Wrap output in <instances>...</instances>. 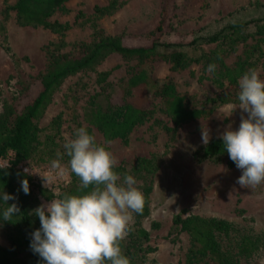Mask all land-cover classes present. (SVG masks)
I'll list each match as a JSON object with an SVG mask.
<instances>
[{
  "label": "rangeland",
  "instance_id": "1",
  "mask_svg": "<svg viewBox=\"0 0 264 264\" xmlns=\"http://www.w3.org/2000/svg\"><path fill=\"white\" fill-rule=\"evenodd\" d=\"M16 0H0V114L9 104L22 103L32 94L22 92V76L36 78L45 68L48 46L60 52L81 55L102 37L121 36L128 44L142 42L162 17L165 0H67L49 22L68 24L54 32L48 27L23 25L13 9ZM241 24L236 29L231 25ZM165 33L158 53L150 57H125L111 53L97 65L67 76L53 91L43 109L38 126L47 135L52 157L39 162L37 156L21 163L35 182L43 184L41 174L51 160L61 158L67 164L63 145L79 127H87L119 161L114 169L132 175L142 191L146 210L133 213L124 248L131 239L136 221L149 233L147 241L138 239L129 248L142 264H185L190 248V234L183 230L172 240L169 230L177 214L214 217L235 224L242 235L257 239L252 255L240 257L241 264H264V183L255 188L241 187L237 180L242 170L225 160L201 159L199 147L202 125L210 140L221 138L231 125L238 130L247 113L238 105V80L251 68L264 79V0H170ZM227 28V29H226ZM224 30L214 42L203 38ZM169 43V46L165 44ZM185 53V64L173 68L161 54ZM216 71H207L209 64ZM145 70L150 84L133 90L136 103L148 99L151 115L137 125L126 139L105 140L102 132L84 119L90 98L107 91L116 99L120 88L114 86L132 72ZM105 73V80L100 74ZM169 81L186 107L201 113L178 125L168 114L157 87ZM32 91V92H31ZM231 116H228L232 112ZM59 124L48 129L52 119ZM228 116V117H227ZM50 133V134H49ZM60 154L58 157L57 154ZM4 164V161H0ZM54 197L81 195L79 182L71 172L54 181ZM50 200H41V204ZM237 233L225 238V245L236 249ZM0 247L11 249L5 227L0 223Z\"/></svg>",
  "mask_w": 264,
  "mask_h": 264
},
{
  "label": "trees",
  "instance_id": "2",
  "mask_svg": "<svg viewBox=\"0 0 264 264\" xmlns=\"http://www.w3.org/2000/svg\"><path fill=\"white\" fill-rule=\"evenodd\" d=\"M67 0H16L13 9L16 11L18 21L23 25L48 27L54 32L66 30L69 25L59 22H49V17ZM162 8V17L154 30L147 33L140 43L128 44L121 36L102 37L86 48L81 55H72L60 52L55 47L48 46V57L45 68L36 78L22 76V92L27 94L32 90L22 103L9 104L0 114V192L14 195L16 199L9 200V205L16 203L20 213L12 221L0 223L7 230L12 248L0 247V264H44V261L33 253L30 248L31 233L40 228L39 218L32 214V210L41 205V200H50L54 193L40 183L34 181L21 163L37 156L39 162H46L52 157V149L48 148L49 136L42 137L38 119L51 101L53 91L69 75L81 70L91 68L101 62L111 53H119L125 57H150L158 53L157 48L162 43L161 38L165 33L164 22L167 16V7L170 0H165ZM241 24L231 25L236 29ZM227 29V28H226ZM224 35V30L203 39L210 43ZM169 46V43L165 44ZM162 58L172 63L173 68L183 67L185 53L172 51L161 54ZM105 80L106 74H100ZM150 84L145 70L132 72L125 80L117 83L120 88L118 99L110 96L104 90L95 93L90 98L89 106L84 113V119L102 132L104 139L109 141L115 138L126 139L130 132L139 124L145 122L151 115L148 108V99L136 103L131 96L137 88H147ZM158 94L162 97L164 106L176 125L198 116L201 112L190 109L183 103L172 83L165 81L157 87ZM59 124V116L50 122L51 129ZM50 134V133H49ZM201 159L215 161L225 160L227 165H236L223 150V140L213 138L207 145L202 144L198 149ZM74 180L80 184L79 178L73 174ZM27 179L30 193L25 195L21 188V181ZM81 191V190H80ZM90 189H84L86 194ZM7 205L0 200V212ZM146 210V206H144ZM140 215V214H138ZM233 222L214 217L189 216L183 218L181 214L175 215L169 236L172 240L186 230L190 234V248L186 254L185 264H241L240 257L252 255L257 248V239L242 235L235 230ZM231 233H237L236 249L225 245V238ZM137 237L143 241L149 238L148 231L135 222L128 244L121 248L123 254L129 258L130 264H142L133 258L129 248Z\"/></svg>",
  "mask_w": 264,
  "mask_h": 264
},
{
  "label": "clouds",
  "instance_id": "3",
  "mask_svg": "<svg viewBox=\"0 0 264 264\" xmlns=\"http://www.w3.org/2000/svg\"><path fill=\"white\" fill-rule=\"evenodd\" d=\"M216 67L209 64L207 71L213 73ZM238 88L239 103L232 107L248 115L242 116L238 130L229 125L221 139L223 150L242 170L237 183L255 188L264 183V79L251 68L239 78ZM201 139L205 145L210 141L204 125ZM63 148L69 158L67 164L57 158L50 161L45 174L39 173L44 187L54 192V181L71 172L79 178L80 190L90 191L64 194L33 209L41 226L31 233V250L44 264H130L121 242L129 233L133 213L142 214L144 210L145 199L137 180L127 173L121 178L114 170L118 159L97 143L87 127L75 128ZM21 188L25 195L30 193L27 179L21 181ZM14 199V195L0 192V200L7 205L0 212L4 221H12L20 213L16 203H7Z\"/></svg>",
  "mask_w": 264,
  "mask_h": 264
}]
</instances>
